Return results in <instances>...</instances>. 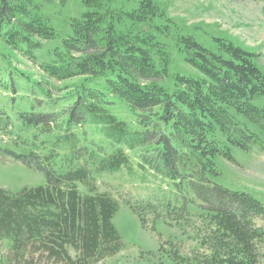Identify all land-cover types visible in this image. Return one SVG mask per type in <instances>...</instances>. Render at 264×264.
Here are the masks:
<instances>
[{
    "label": "trees",
    "instance_id": "16d2710c",
    "mask_svg": "<svg viewBox=\"0 0 264 264\" xmlns=\"http://www.w3.org/2000/svg\"><path fill=\"white\" fill-rule=\"evenodd\" d=\"M56 2L67 0H0V133L12 137L0 151L47 179L18 193L0 188V241L10 242L0 264H100L122 252L120 203L97 184L102 174L134 175L129 152L167 182L162 198L126 202L144 229L150 215L153 228L192 215L207 224V253L148 264H264V201L216 181L218 156L236 164L234 147L264 151L261 55L228 37L206 46L163 0H84L40 65L75 80L58 108L17 65L18 54L40 60L59 37L46 6Z\"/></svg>",
    "mask_w": 264,
    "mask_h": 264
},
{
    "label": "rangeland",
    "instance_id": "374dc122",
    "mask_svg": "<svg viewBox=\"0 0 264 264\" xmlns=\"http://www.w3.org/2000/svg\"><path fill=\"white\" fill-rule=\"evenodd\" d=\"M84 0H67L65 6L56 2L46 5L53 26L59 31V37L45 41V48L36 52L40 60L32 61L18 54V66L32 74L47 88L50 97L47 101H58V108L64 104L62 97L67 92L69 80L60 82L51 78L41 68L43 60H51L50 51L62 45L67 37L70 17H80L85 6ZM169 13L182 24L199 27L197 38L206 46L216 44L215 38H231L237 45L260 54L259 65L264 70V3L253 0H163ZM183 64H181L182 66ZM3 92L0 90V94ZM43 98V96H42ZM18 105L14 106L16 110ZM118 113L126 120L135 123L136 119L121 105ZM135 128L136 125H134ZM92 131L95 129L92 128ZM93 135V134H92ZM53 136V134L51 135ZM97 136V135H96ZM11 136L0 133V147H10ZM21 149H18V151ZM0 151V188L18 193L25 188H35L47 183L45 175L33 167L15 159H5ZM135 166L134 175L126 171L98 176V192H108L120 203L114 217L125 248L114 257L100 264H148L161 261L164 256L174 253L182 257H193L207 253L205 237L207 224L197 216L180 219L181 222L168 219L154 227L153 216H147L144 229L138 216L126 202L141 205L145 201L162 198L167 182L152 173L143 172L137 166L135 152H129ZM236 164L222 156L216 158L221 176L216 181L230 189L242 190L264 201V151L258 146L250 151L233 148ZM174 219V218H173ZM264 226V222L257 221ZM10 242L0 241V259L10 255ZM40 264H47L41 262Z\"/></svg>",
    "mask_w": 264,
    "mask_h": 264
}]
</instances>
